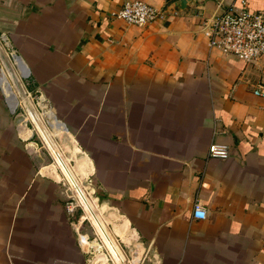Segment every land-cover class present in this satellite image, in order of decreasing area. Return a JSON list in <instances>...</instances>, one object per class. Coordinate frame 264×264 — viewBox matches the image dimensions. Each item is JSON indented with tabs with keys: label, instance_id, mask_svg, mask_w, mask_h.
Listing matches in <instances>:
<instances>
[{
	"label": "crops",
	"instance_id": "crops-1",
	"mask_svg": "<svg viewBox=\"0 0 264 264\" xmlns=\"http://www.w3.org/2000/svg\"><path fill=\"white\" fill-rule=\"evenodd\" d=\"M143 1L162 11L138 26L113 16L122 0H0V31L86 155L96 217L141 264H264V59L223 55L200 29L239 0ZM23 126L0 93V264H106L77 243Z\"/></svg>",
	"mask_w": 264,
	"mask_h": 264
},
{
	"label": "built area",
	"instance_id": "built-area-1",
	"mask_svg": "<svg viewBox=\"0 0 264 264\" xmlns=\"http://www.w3.org/2000/svg\"><path fill=\"white\" fill-rule=\"evenodd\" d=\"M161 11V9L143 0H122L119 7L112 14L114 17L120 18L127 23L142 26L150 20L160 17ZM200 29L206 37L207 46L209 48H216L223 55L235 57L248 64H256L259 60L264 59V13L258 9H249L245 0H239L237 4L230 2L220 6L218 10L203 18ZM1 53L9 59L12 55L18 56L12 48L6 33L0 31V75L3 66H5L2 63L3 56ZM28 77L29 70L25 75L19 76V90L15 89V86H11L16 95V101L13 105L7 99V94H5L0 84V93L8 111L13 117L16 116L18 119H20L18 115H21V119L24 121V126L26 127V122H29L32 126L33 123L26 116L25 105L20 98L21 95H25L30 99L31 103L35 105L33 107L41 117L43 115L46 116V111H51L49 105L46 104L40 94L32 93L30 89L23 87L21 78ZM252 91L254 94L264 97V85L262 83L257 84ZM33 99L35 102H33ZM37 107H40L41 111H38ZM19 110L24 114L18 113L17 111ZM42 120L46 122L48 117L46 120L43 118ZM226 153L225 146L214 142L209 143V155L223 157ZM64 180L61 175L59 181L63 182ZM82 186L85 191H87V187L89 188V185L82 184ZM62 192L65 195L63 198L65 211L71 215H75L73 230L76 241L84 248L88 255V260L91 262L96 253H101L105 258L106 264H121L123 261L126 264H132V258L127 257L119 236L111 232L118 247L117 255H114L107 247L95 224L85 213L82 203L73 194H68L64 187L62 188ZM191 217L195 219L205 217V208L196 201L192 205ZM106 226L108 227L107 223ZM94 264H98V260H95Z\"/></svg>",
	"mask_w": 264,
	"mask_h": 264
},
{
	"label": "bare ground",
	"instance_id": "bare-ground-1",
	"mask_svg": "<svg viewBox=\"0 0 264 264\" xmlns=\"http://www.w3.org/2000/svg\"><path fill=\"white\" fill-rule=\"evenodd\" d=\"M1 55L3 56V63L5 64V66H4L5 70L11 78L10 79L8 77V75L6 74L7 79L3 84V88H4L5 94H7V99L12 104L14 102V94L12 92L11 86L13 85V86H15V89L19 90L20 89L19 88V85H20L19 76L25 75L28 72V69H27L26 65L24 64L23 60H21L18 56L12 55V57L9 59L4 54L1 53ZM23 104L25 105L26 113L30 116V118L34 122L36 130H38V132H40L41 137L43 138L44 142L46 143L48 150L51 152L52 156L54 157V160L56 161V163L54 162V164L52 166H50L48 169H46V171H47L46 173H48V175H49L52 172L53 174H50V176L53 175V177L57 180L60 178V176L57 173V170L60 169L61 170L60 172L63 173V176L65 177V179L67 180L68 184L71 187L74 185L71 182V181H73V178H74V181L76 183H79V180H80L79 176L82 175L85 170H87V166L89 164L88 160L85 157L86 155L84 156L83 154H81L79 157H77L76 153L80 152L79 148L74 143L72 136L67 132L66 128L64 126H61V125L59 126L57 124L58 122L56 121V118L54 117V115L51 111H46L45 114L48 117L49 121L55 123L56 126L54 129L48 128V124L43 122L41 115L38 114V112L35 110V108L32 106V104L29 103L28 100L24 101ZM55 130H56V134H60V139L63 140L62 142L65 143L64 147L66 146V143H68V142L73 143V145L71 146V149H70V147L68 148L69 145H67V149L71 150L72 156L68 157L66 155H63L62 150L59 148V146L57 145V143L54 139L55 136H54L53 132ZM70 157H74L73 161H74V159L76 160V166L75 167H74V165H73V167L70 165V163H69ZM76 193H77V191H76ZM79 197H82V191L81 190H79ZM84 205L87 209H89L88 211L92 215V219L97 225L96 228H97L98 232L100 233V235L102 236L107 247L109 248V250L114 255H117L118 247L116 245V242L114 241V237H113L112 233L108 230L107 226L105 224H102V222L99 220V218L96 217V215H95L96 212L94 209H91L90 204L88 202H84ZM92 219H91V221H92ZM106 230H108L110 235L108 233H106ZM132 258H133L132 260L137 259L136 256H134ZM121 264H126V263L123 261V262H121Z\"/></svg>",
	"mask_w": 264,
	"mask_h": 264
},
{
	"label": "rangeland",
	"instance_id": "rangeland-1",
	"mask_svg": "<svg viewBox=\"0 0 264 264\" xmlns=\"http://www.w3.org/2000/svg\"><path fill=\"white\" fill-rule=\"evenodd\" d=\"M13 48V47H12ZM5 73V69L3 68L2 69V73H1V75H0V77L3 75ZM29 78V77H28ZM28 78H21V83L23 84V87L24 88H28L27 86H28ZM29 89V88H28ZM12 92H13V94H14V102L11 104V105H13L14 103H15V101H16V95H15V93H14V90H12ZM32 93H34L33 91H32ZM20 98H21V100H22V102H24V101H29V103H31V101H30V99L27 97V96H25V95H21L20 96ZM33 102H35V100L33 99ZM32 104V103H31ZM40 104V103H39ZM34 104H32V106H33ZM35 106V105H34ZM41 106V105H40ZM37 109H38V111H41V108L40 107H37ZM18 113H22V114H24L21 110H19V111H17ZM39 114V113H38ZM28 114L26 113V116H27ZM19 117H20V119H18L16 116H14V117H16L17 119H18V124H21V125H24V121L21 119V115H18ZM30 120H31V122L33 123V126L29 123V122H26V125H27V128H29L30 129V135H31V137H30V139L32 140V141H34V144H35V146L37 147V150H38V153L40 154V157H41V159H40V161H39V163H40V165H42V164H54V162L56 163V161L54 160V157L52 156V154H51V152L48 150V148H47V146H46V143L44 142V140H43V138L41 137V134H40V132H38V130H36V127H35V124H34V122L32 121V119L30 118V116L28 115L27 116ZM42 118L43 119H47V117L45 116V115H43L42 116ZM60 121V120H59ZM44 123H47L48 124V128H50V129H54L55 128V123H53V122H51V121H49V120H46V122L45 121H43ZM61 122V121H60ZM26 127V126H25ZM24 126H23V128H25ZM42 133V132H41ZM53 134H54V139H55V141H56V143H57V145L59 146V148L62 150V153H63V155H66V156H72L71 155V146L73 145V143H71V142H68V143H66V146L64 147V144L65 143H63L62 141L63 140H61L60 139V134H56V130L53 132ZM67 145H69L68 146V148L70 147V149H67ZM78 147V146H77ZM47 148V149H46ZM76 155H77V157H79L80 155H81V153H79V152H77L76 153ZM73 158L74 157H70V161H69V163H70V165L73 167V165H74V167L76 166V160L74 159V161H73ZM39 165V166H40ZM51 165V166H52ZM50 167V166H49ZM49 167H47L46 169H48ZM46 169H45V171H46ZM58 171V170H57ZM61 176V175H60ZM80 177V180H79V183H76L75 181H74V178H73V181H71L74 185L71 187L70 185V187L68 186V182L66 181V180H64L63 181V183H62V181H60V183H61V185L65 188V190H66V192L68 193V194H73V196H75V197H79V193H76V191L78 190V189H80V190H82L83 192H82V197H77V199L82 203V205L85 207V205H84V202H88L89 204H90V206H91V209H94L95 210V202H94V197L93 196H95L96 194H98V192L97 191H94L92 188H93V181H92V179H91V176H89V175H85V176H79ZM78 177V178H79ZM67 182V183H66ZM82 184H84V185H86V186H88L89 185V188L87 187L86 188V190L87 191H85V189H84V187L82 186ZM90 189H92L93 191L91 192V190ZM90 190V191H89ZM91 192V193H90ZM63 197H65V195H64V193H63V195H62ZM74 197V198H75ZM85 209V213L87 214V216L89 217V218H91L92 219V215L90 214V212L88 211L89 209H87L86 207L84 208ZM92 221H93V219H92ZM95 223V222H94ZM104 224V223H103ZM122 247H123V249H124V251L126 252V254H127V257H129V258H132V257H134V256H136L137 257V259L136 260H132L131 262H132V264H135V262H136V264H138V263H140L141 264V262L143 263H147V262H151V261H148V259H147V256H145L144 255V257L141 255V253H140V251H141V249L139 250V251H137V252H134L133 250H129L130 248L128 247V246H125L124 244H122ZM133 259V258H132Z\"/></svg>",
	"mask_w": 264,
	"mask_h": 264
},
{
	"label": "water",
	"instance_id": "water-1",
	"mask_svg": "<svg viewBox=\"0 0 264 264\" xmlns=\"http://www.w3.org/2000/svg\"><path fill=\"white\" fill-rule=\"evenodd\" d=\"M187 0H174L171 5L175 4L182 7Z\"/></svg>",
	"mask_w": 264,
	"mask_h": 264
}]
</instances>
